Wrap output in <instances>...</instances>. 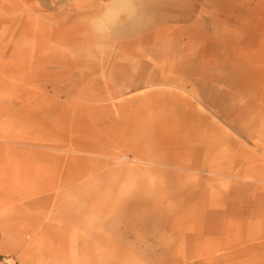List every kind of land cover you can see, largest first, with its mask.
Wrapping results in <instances>:
<instances>
[{"label":"rangeland","instance_id":"1","mask_svg":"<svg viewBox=\"0 0 264 264\" xmlns=\"http://www.w3.org/2000/svg\"><path fill=\"white\" fill-rule=\"evenodd\" d=\"M259 19L264 0H0V257L258 264Z\"/></svg>","mask_w":264,"mask_h":264},{"label":"crops","instance_id":"2","mask_svg":"<svg viewBox=\"0 0 264 264\" xmlns=\"http://www.w3.org/2000/svg\"><path fill=\"white\" fill-rule=\"evenodd\" d=\"M127 3H128L127 1H124V2L122 1L123 6L125 4L127 5ZM162 18L163 19L167 18L168 22H172V21L180 19V18H177V19L172 18L169 16H162ZM183 20H185L184 17H183ZM183 20H181V21H183ZM179 29H182V27H179ZM256 32L258 34V41L254 42L253 40L251 41L248 39L246 43L250 49L255 51L254 53H252V58L253 59L256 58L259 63H262L264 65V21H262L261 19H259L257 21V31ZM202 57H203V55H202ZM199 58H201V57H199ZM261 254L257 257V260H256L258 264H264V251ZM251 263H254V262H248V264H251Z\"/></svg>","mask_w":264,"mask_h":264},{"label":"built area","instance_id":"3","mask_svg":"<svg viewBox=\"0 0 264 264\" xmlns=\"http://www.w3.org/2000/svg\"><path fill=\"white\" fill-rule=\"evenodd\" d=\"M0 264H18V262L13 256L4 255L0 257Z\"/></svg>","mask_w":264,"mask_h":264}]
</instances>
